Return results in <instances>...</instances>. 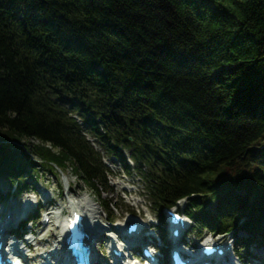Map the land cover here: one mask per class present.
Here are the masks:
<instances>
[{
    "label": "trees",
    "instance_id": "16d2710c",
    "mask_svg": "<svg viewBox=\"0 0 264 264\" xmlns=\"http://www.w3.org/2000/svg\"><path fill=\"white\" fill-rule=\"evenodd\" d=\"M103 153L158 222L264 247V0H0V178L71 173L111 223Z\"/></svg>",
    "mask_w": 264,
    "mask_h": 264
},
{
    "label": "rangeland",
    "instance_id": "374dc122",
    "mask_svg": "<svg viewBox=\"0 0 264 264\" xmlns=\"http://www.w3.org/2000/svg\"><path fill=\"white\" fill-rule=\"evenodd\" d=\"M103 156L105 157L106 164L110 166L111 170L115 174L109 177L112 193L103 194L105 198L108 197L109 199H112L120 207V209L114 211L113 217L116 218L115 224H109L106 222V216L99 206L100 200L71 173L63 176L62 187V175L60 176L58 173L52 174L48 172L47 169H44L39 173L37 178L31 182V191L23 195H18L17 192L13 190L9 180L0 178V189L2 192V196L0 195V226L2 227L3 223L6 221L13 223L17 222L22 214H24L21 212L23 211L25 205L26 208L29 207L27 221L24 227L21 229H17L16 227L11 230L13 232L18 230V234L23 235L24 240L22 239L19 241H23L25 244L20 246V250L24 252L23 255L28 258V262H31L30 264H42L43 262L41 263V257L46 258L47 252L55 251L58 246V242L62 241V227H60V230H58L57 227L61 225V221H63L65 215L71 214V202H85V200H90L98 211V214L95 216H93L92 213L90 214L92 217H96V219L94 218L96 223H99L100 226H102V229H100V234H102V236L100 239H97L99 249L97 247L94 251V255H96L100 264H111L113 261L111 259L112 250L109 247L112 245L111 240L115 239V241L113 240L114 245H120L118 241H116L117 236L126 233L131 221L134 219L139 221V226H150L143 227L148 231L156 232L155 229L160 231V235L164 236L166 243H171L169 242V237L171 235L169 228H167V222H158L155 219V215L152 213V202L147 195L144 181L135 175H126L119 162L113 157H109L105 153H103ZM36 162L40 163L38 161ZM179 207L182 209L184 207V203H182ZM211 209L213 210V207H211ZM50 212L61 213L59 216V222L57 221L55 223L57 226H54L51 222V224L45 222L44 215H48ZM190 225H192L191 221ZM144 229H141L140 231L142 236L144 234L142 230ZM32 231L34 234L31 233ZM53 232L55 234L54 237L52 236ZM109 236L113 239H110ZM245 236V233H241L239 235V237ZM183 238L187 244L193 246L195 250H197L201 243L210 239V235L204 234L203 237L200 238L195 234H190L184 235ZM217 239L224 238L223 236H219ZM7 240L10 242L11 238H8ZM151 241L152 239L147 238L143 242L149 243ZM153 241L158 247L164 246V242L162 239L160 240V238H154ZM25 245L29 247L30 251L26 250ZM184 249H186L189 254L195 253L194 249L190 250V247L188 246L184 247ZM240 257L242 262L240 264H264V247L256 243H252L248 248L242 250ZM232 258L235 261H238V255L234 254ZM164 260L168 262V258L166 256ZM51 261L52 260L50 258L46 260V262Z\"/></svg>",
    "mask_w": 264,
    "mask_h": 264
},
{
    "label": "bare ground",
    "instance_id": "6f19581e",
    "mask_svg": "<svg viewBox=\"0 0 264 264\" xmlns=\"http://www.w3.org/2000/svg\"><path fill=\"white\" fill-rule=\"evenodd\" d=\"M26 204H28V203H26ZM71 205L72 206H75L76 208L80 209L81 211H83L87 207H90L92 209V212L91 213L93 214V216H95L96 214H98L97 209L95 208V206H93L92 201H90V200H85V202H73V203L71 202ZM25 210H26V205H25V207H24V209H23V211L21 213H24V212L27 211V210L26 211ZM60 215H61L60 212L59 213H56V215H55L54 212H50L47 216L49 217L50 222L53 223L54 226H57L55 223L57 221L59 222V219H60L59 216ZM92 218H93L92 222H95L94 220L96 219V217H92ZM13 224H14L13 222L6 221V222L3 223V226L5 227V229H7L9 226H11ZM60 227H61V225L58 226L57 229L60 230ZM100 229H102V226H100V224L98 223V225L96 226V229H95L96 232L94 233L97 239H100V237L102 236V234H100ZM31 233L34 234L33 231ZM6 235H7V231H5L3 233V237L2 238L4 239ZM52 236L53 237L55 236L54 232H53ZM126 237L129 238L128 235H126ZM130 238L132 240L138 239L139 241H142V239L140 238V236L139 235H136V234H133ZM21 245H23V243H18L16 245V247H17L18 250L20 249V246ZM29 246H30V244H29ZM16 247H15V250H16ZM62 255H66V252H65V249L63 247V241H60V242H58V246H57V248H56L55 251L47 252V257L46 258L41 257V263L42 262H45L46 260H48V258H50L52 261H55V258H57L59 256H62ZM92 262H93V264H100V261L97 259V257H95V256L93 257V255H92Z\"/></svg>",
    "mask_w": 264,
    "mask_h": 264
}]
</instances>
